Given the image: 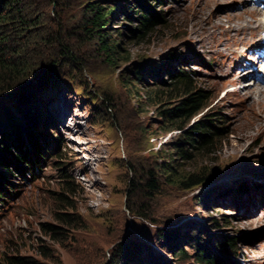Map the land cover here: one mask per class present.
Listing matches in <instances>:
<instances>
[{"label":"rangeland","instance_id":"374dc122","mask_svg":"<svg viewBox=\"0 0 264 264\" xmlns=\"http://www.w3.org/2000/svg\"><path fill=\"white\" fill-rule=\"evenodd\" d=\"M31 1L40 23L22 43L29 80L45 77L49 67L41 66L58 58L61 43L77 64L45 71L54 79L39 104L51 121L45 126L49 136L40 142L48 143L47 157L41 156L46 163L36 176L11 177L15 193L0 202V264H197L196 236L217 264H264V115L253 94L255 86H264L254 85L246 72L264 27H250L243 43L232 40L243 19L249 20L241 10L256 6L239 0H140L162 21L132 39L131 30L139 28L135 0L113 3L119 12L109 32L117 41L123 32L125 45L123 56L111 63L78 29L81 0ZM238 14L244 17L226 23ZM255 31L258 42L250 41ZM139 66L148 69L142 81L127 71ZM181 70L190 76L192 92L207 100L179 130L159 116L161 104L151 97L155 89L167 90L170 73ZM247 98L256 99L253 109ZM214 110L224 112L227 134L217 153L176 164L183 175L199 173L207 181L170 183L157 170L170 159L157 151ZM28 153L35 157V150ZM149 170L157 171L160 182L152 196L145 187ZM233 237L235 247L225 248ZM182 249L185 259L177 253Z\"/></svg>","mask_w":264,"mask_h":264},{"label":"trees","instance_id":"16d2710c","mask_svg":"<svg viewBox=\"0 0 264 264\" xmlns=\"http://www.w3.org/2000/svg\"><path fill=\"white\" fill-rule=\"evenodd\" d=\"M64 1L70 0H54L56 3ZM81 1L83 2V18L78 27L81 35L96 44L98 52L108 62L115 63L118 56H123L121 52L124 51L123 37L125 34L119 33L121 39L117 41L113 38L112 32H109V24L112 19L117 18L119 12V10L115 11L117 7L113 3L121 5L123 0ZM135 2L136 8L139 9L136 20L139 28L136 31L130 29L131 38L141 39L156 25H160L162 19L156 13L151 12L150 7H145L140 0H135ZM32 3L31 0H0V202L2 203H5V197H10V194L15 193L11 182V177L15 172L23 177L25 172H28L30 176H36L41 164L46 163L43 157H47L48 143L45 142V146H41L40 142L49 136L45 126L51 121L48 119L46 108H44L46 117L43 118L39 104L42 93L54 83V79L49 78L45 71L56 68V65L62 67L70 62L77 64L76 56L66 44L61 43L58 58L41 66L43 69L49 67L44 70L45 77L36 82L29 80L30 77L27 74L30 69L29 59L23 52L22 43L25 35L28 38L31 30L37 28L40 23V19L32 12ZM131 7L135 8L133 5ZM127 19L129 21L133 19L130 13H127ZM133 69L134 67H130L127 71L135 74L141 81L144 79L145 72L148 71L140 66L138 70ZM169 76L172 80L169 88L165 90V85L163 88L155 89L151 99L154 104H161L158 105L157 112L167 122V125H175L182 130L183 123L205 107L204 102L207 98L192 92L190 76L183 70L170 73ZM56 83L53 87H56ZM7 99L9 103L3 104ZM224 125L223 111L214 110L206 115L200 122L190 126L182 137L171 143L163 144L162 148L157 151V155L159 156L163 151L165 152L164 157H168L170 161L169 163L162 162L157 170L172 184L176 182L186 186H197L207 181L208 177L199 173L183 175L181 168L179 169L176 164L179 159L189 163L199 157L215 155L219 140L227 135ZM61 143L62 140L57 138L56 145L60 146ZM30 150H35V157L29 155ZM210 174L212 176L213 173L210 172ZM63 178H67V175ZM144 178L149 195L152 196L160 191L157 171L149 170ZM137 184L139 185V182ZM130 186L134 187L135 182L131 181ZM136 215L139 218H145L141 213ZM215 224L217 225V222ZM195 242L194 259L197 264H217L207 245L201 243L202 238L196 236ZM235 245L236 238L233 237L227 239L223 246L228 248L235 247ZM235 252L237 253L236 250ZM177 253L180 254V258L188 257L184 249Z\"/></svg>","mask_w":264,"mask_h":264},{"label":"bare ground","instance_id":"6f19581e","mask_svg":"<svg viewBox=\"0 0 264 264\" xmlns=\"http://www.w3.org/2000/svg\"><path fill=\"white\" fill-rule=\"evenodd\" d=\"M208 1H214V0H208ZM241 11H244V12H241V13L246 14L245 16H249V20L246 21V20L243 19L242 28H240L239 30L236 31V33L238 34V38L236 36L235 38L232 39L234 42H238V43H240L242 41L244 42L245 40H249V38H248L249 36L247 34V30L250 27H252V26L253 27L256 26V27H260V28L264 27V24H262L264 22V12L260 8H256V7L252 8L251 7L249 9H245V10H241ZM242 17H244V16H242L241 14H238V15L229 17V19L228 20L226 19L225 21H226V23H229V22H233L235 19H239V18H242ZM262 31H264V29ZM262 31L259 30L258 33H261ZM258 33H257V31L253 32L254 37L252 39H250V41H253V42L257 41L258 42V39H259ZM227 37H228V35H227ZM236 38H237V41H236ZM228 39H231V37L228 38ZM257 44L259 45V42ZM227 47H228V45H227ZM217 54H219V53H217ZM256 63H258V60L256 58H253L252 62H250V65L246 66L249 69L246 72H247L248 76H250L252 78V81L255 80L256 75H257V71H258L257 70V66H255ZM240 70H241V67L239 66V70L238 71H240ZM243 73H245V72H243ZM237 74H238V72L236 73V75ZM233 84L235 86L239 85L240 84L239 83V79H237V78L234 79L233 80ZM255 84H257V83H254V85ZM258 85H260V84H258ZM255 87L256 88L253 91V94L256 96L257 100L256 99L247 98V99H249V101L248 100L247 101L249 102L250 105H252L251 109H253V105H254L253 101L254 100L261 101L262 108L258 107V111H259V113L264 115V87H262V86H255ZM254 95H251V96H254ZM56 120H57V118H56Z\"/></svg>","mask_w":264,"mask_h":264}]
</instances>
